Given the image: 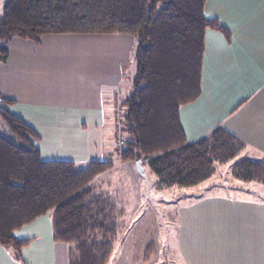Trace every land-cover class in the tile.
I'll list each match as a JSON object with an SVG mask.
<instances>
[{"label": "trees", "instance_id": "16d2710c", "mask_svg": "<svg viewBox=\"0 0 264 264\" xmlns=\"http://www.w3.org/2000/svg\"><path fill=\"white\" fill-rule=\"evenodd\" d=\"M206 0H4L0 16V62L14 38L39 44L46 34H129L135 38L132 91L122 102L127 138L118 151L123 162L145 159L164 187H192L208 180L216 164L235 158L245 143L222 128L188 142L179 108L201 94L204 34L230 31L203 14ZM0 116L9 135L0 133V246L21 250L31 242L13 236L48 213L52 239L68 245V264H108L123 214L108 195L89 183L113 166L92 159L84 168L71 160H43L33 128L4 105ZM231 175L264 186V162L243 157Z\"/></svg>", "mask_w": 264, "mask_h": 264}, {"label": "crops", "instance_id": "0c3cea01", "mask_svg": "<svg viewBox=\"0 0 264 264\" xmlns=\"http://www.w3.org/2000/svg\"><path fill=\"white\" fill-rule=\"evenodd\" d=\"M203 14L219 19L231 40L205 31L201 94L179 108L186 140L197 141L221 126L246 145L237 160L264 162V0H206ZM7 47L8 56L0 62V95L14 101L4 107L37 134L33 142L41 158L71 160L78 168L102 159L101 93L116 86L124 70H135V38L46 34L39 44L14 37ZM178 222L184 264H264V198L205 194L179 206ZM13 236L31 242L21 250V261L11 248L0 246V264H68V245L53 241L48 213Z\"/></svg>", "mask_w": 264, "mask_h": 264}, {"label": "rangeland", "instance_id": "374dc122", "mask_svg": "<svg viewBox=\"0 0 264 264\" xmlns=\"http://www.w3.org/2000/svg\"><path fill=\"white\" fill-rule=\"evenodd\" d=\"M3 3L4 0L0 5V16ZM131 61V67L135 68L134 59ZM134 72L127 68L116 86L105 88L101 93L105 113L101 138L106 146L102 148L104 153L99 154L101 160H111L113 166L97 175L89 187L94 193L108 195L123 211L108 264H184L177 244L180 205L214 192L253 193L264 198V186L255 182H240L232 177L231 168L237 158L217 163L212 177L190 188L160 185L145 159L140 161V166L135 161H121L118 151L129 138L124 129L122 102L131 94ZM0 133L9 135L1 116Z\"/></svg>", "mask_w": 264, "mask_h": 264}]
</instances>
